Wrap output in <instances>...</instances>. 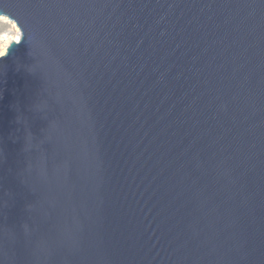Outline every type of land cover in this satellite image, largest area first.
Wrapping results in <instances>:
<instances>
[{
  "label": "water",
  "instance_id": "water-1",
  "mask_svg": "<svg viewBox=\"0 0 264 264\" xmlns=\"http://www.w3.org/2000/svg\"><path fill=\"white\" fill-rule=\"evenodd\" d=\"M0 14V264H264V0Z\"/></svg>",
  "mask_w": 264,
  "mask_h": 264
},
{
  "label": "clouds",
  "instance_id": "clouds-1",
  "mask_svg": "<svg viewBox=\"0 0 264 264\" xmlns=\"http://www.w3.org/2000/svg\"><path fill=\"white\" fill-rule=\"evenodd\" d=\"M8 16L0 14V21L5 20ZM4 37V35L2 36ZM23 39V32L19 27H16L14 39L0 40V60L8 56L9 50L13 45H19Z\"/></svg>",
  "mask_w": 264,
  "mask_h": 264
},
{
  "label": "rangeland",
  "instance_id": "rangeland-1",
  "mask_svg": "<svg viewBox=\"0 0 264 264\" xmlns=\"http://www.w3.org/2000/svg\"><path fill=\"white\" fill-rule=\"evenodd\" d=\"M16 28L12 25L5 24L0 21V36L4 33H9L11 36H15Z\"/></svg>",
  "mask_w": 264,
  "mask_h": 264
},
{
  "label": "bare ground",
  "instance_id": "bare-ground-1",
  "mask_svg": "<svg viewBox=\"0 0 264 264\" xmlns=\"http://www.w3.org/2000/svg\"><path fill=\"white\" fill-rule=\"evenodd\" d=\"M2 22L5 23V24L12 25V26H14L16 28V25L13 22L9 21V19H7V18L5 20H2ZM3 35L5 37H15V36H11L9 33H4L0 37H2ZM12 39H14V38H12Z\"/></svg>",
  "mask_w": 264,
  "mask_h": 264
},
{
  "label": "snow or ice",
  "instance_id": "snow-or-ice-1",
  "mask_svg": "<svg viewBox=\"0 0 264 264\" xmlns=\"http://www.w3.org/2000/svg\"><path fill=\"white\" fill-rule=\"evenodd\" d=\"M12 38H14V37H0V40H9V39H12Z\"/></svg>",
  "mask_w": 264,
  "mask_h": 264
}]
</instances>
